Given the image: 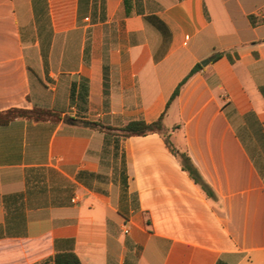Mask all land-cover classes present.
Segmentation results:
<instances>
[{
    "label": "crops",
    "instance_id": "obj_1",
    "mask_svg": "<svg viewBox=\"0 0 264 264\" xmlns=\"http://www.w3.org/2000/svg\"><path fill=\"white\" fill-rule=\"evenodd\" d=\"M250 16L264 0H0V112L62 117L0 125V264H264V22ZM163 114L214 196L161 135L88 124Z\"/></svg>",
    "mask_w": 264,
    "mask_h": 264
},
{
    "label": "trees",
    "instance_id": "obj_2",
    "mask_svg": "<svg viewBox=\"0 0 264 264\" xmlns=\"http://www.w3.org/2000/svg\"><path fill=\"white\" fill-rule=\"evenodd\" d=\"M154 22L161 29H165L164 24L157 18H153ZM252 25H258L264 22L263 19H257L250 16ZM223 54H217L216 58L221 57ZM202 66L197 64L189 74L179 83L171 98L168 101L167 107L177 98L183 85L197 73ZM27 119L30 121H53L58 122L62 119L61 115L55 111L34 107L33 109L11 108L0 112V125H7L15 119ZM76 122V120H72ZM93 128L99 129L106 133H114L118 137L129 138L134 136H146L149 134H159L163 137L168 149L178 158L182 169L187 172L189 177L208 195L214 196L212 188L201 176L197 167L193 164L187 151H180L174 147L170 140V132L164 125V114L152 123H146L142 120L131 121L121 128H111L101 126L96 123H88ZM54 264H82L74 252H59L54 256Z\"/></svg>",
    "mask_w": 264,
    "mask_h": 264
},
{
    "label": "water",
    "instance_id": "obj_3",
    "mask_svg": "<svg viewBox=\"0 0 264 264\" xmlns=\"http://www.w3.org/2000/svg\"><path fill=\"white\" fill-rule=\"evenodd\" d=\"M209 61H210V60L207 59V60L203 61V62L201 63V65H202V66H205V65H207V64L209 63Z\"/></svg>",
    "mask_w": 264,
    "mask_h": 264
},
{
    "label": "built area",
    "instance_id": "obj_4",
    "mask_svg": "<svg viewBox=\"0 0 264 264\" xmlns=\"http://www.w3.org/2000/svg\"><path fill=\"white\" fill-rule=\"evenodd\" d=\"M75 201V200H74ZM128 232V230H125V233H127Z\"/></svg>",
    "mask_w": 264,
    "mask_h": 264
}]
</instances>
